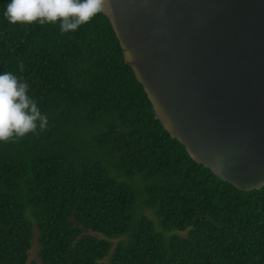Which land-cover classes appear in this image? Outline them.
<instances>
[{
	"label": "trees",
	"instance_id": "obj_1",
	"mask_svg": "<svg viewBox=\"0 0 264 264\" xmlns=\"http://www.w3.org/2000/svg\"><path fill=\"white\" fill-rule=\"evenodd\" d=\"M4 71L47 126L0 142V264H36L35 238L41 264H264V187L224 181L162 127L104 13L66 33L0 15Z\"/></svg>",
	"mask_w": 264,
	"mask_h": 264
},
{
	"label": "water",
	"instance_id": "obj_2",
	"mask_svg": "<svg viewBox=\"0 0 264 264\" xmlns=\"http://www.w3.org/2000/svg\"><path fill=\"white\" fill-rule=\"evenodd\" d=\"M162 127L238 189L264 187V0H108Z\"/></svg>",
	"mask_w": 264,
	"mask_h": 264
},
{
	"label": "clouds",
	"instance_id": "obj_3",
	"mask_svg": "<svg viewBox=\"0 0 264 264\" xmlns=\"http://www.w3.org/2000/svg\"><path fill=\"white\" fill-rule=\"evenodd\" d=\"M108 0H8L0 15L9 24L59 23L61 33L74 32L104 12ZM19 71L24 65L19 62ZM47 126L29 92V84L13 72H0V142L37 134Z\"/></svg>",
	"mask_w": 264,
	"mask_h": 264
},
{
	"label": "rangeland",
	"instance_id": "obj_4",
	"mask_svg": "<svg viewBox=\"0 0 264 264\" xmlns=\"http://www.w3.org/2000/svg\"><path fill=\"white\" fill-rule=\"evenodd\" d=\"M146 213L157 223V219L155 218L154 214L151 211H146ZM35 234L37 233L36 227H34ZM185 234V233H183ZM37 250H38V244L36 238L33 241V247L32 250L29 253V263L34 261L36 264H41L40 260L37 257Z\"/></svg>",
	"mask_w": 264,
	"mask_h": 264
}]
</instances>
